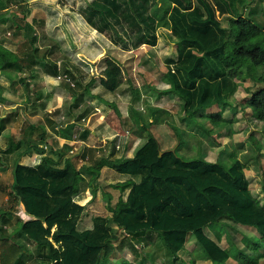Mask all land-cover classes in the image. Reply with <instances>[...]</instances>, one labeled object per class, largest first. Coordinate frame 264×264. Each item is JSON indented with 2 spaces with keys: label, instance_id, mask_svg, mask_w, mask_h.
<instances>
[{
  "label": "trees",
  "instance_id": "obj_1",
  "mask_svg": "<svg viewBox=\"0 0 264 264\" xmlns=\"http://www.w3.org/2000/svg\"><path fill=\"white\" fill-rule=\"evenodd\" d=\"M19 1L0 0V20L8 5ZM245 1L85 0L76 13L96 34H107L108 41L124 51L155 46L161 22L181 44L176 57L165 60L162 79L182 100L187 119L215 105L232 103L243 78L260 84L249 92L245 104L252 118L264 127V27L242 15ZM154 7L162 19L152 13ZM56 15L57 20L61 18L59 12ZM222 16L228 19V29L221 25ZM20 61L12 52H0V70L23 69ZM81 61L90 65L89 71L107 91L114 92L122 85L124 71L110 56L93 65ZM46 119L52 125V119ZM209 120L214 127L231 122L221 112L212 113ZM3 129L0 119V132ZM72 129V124L60 129V137L72 139ZM205 133L210 135L208 130ZM39 136L38 141L45 140L43 134ZM18 148L21 151L12 159L9 198L22 204L29 216L16 235L33 245L37 254L33 257L18 241L0 238V264H109L116 252L118 230L133 238L155 233L172 259L170 264L180 259L189 235L197 241L203 260L227 264L230 250L204 232L214 223L254 228L258 240H251L252 252L257 253L264 241V200L261 203L252 194L246 165L240 159L229 165L203 157L186 160L176 149H162L150 133L132 157L109 161L115 172L139 180L124 200L109 208L110 217L94 216L91 228L79 230L77 224L85 207L74 200L82 176L73 160L56 154L42 157L36 165H26L19 159L27 147L19 141L14 146ZM61 158L62 164L57 165ZM236 253L240 260L246 257L239 248ZM257 257H264V251ZM118 264L132 263L122 260ZM185 264L195 263L191 259Z\"/></svg>",
  "mask_w": 264,
  "mask_h": 264
},
{
  "label": "rangeland",
  "instance_id": "obj_2",
  "mask_svg": "<svg viewBox=\"0 0 264 264\" xmlns=\"http://www.w3.org/2000/svg\"><path fill=\"white\" fill-rule=\"evenodd\" d=\"M84 1L22 0L8 5L5 9V17L0 20V52L3 54L14 53L20 58V66L23 67L20 70L15 68H12L11 71L7 70L5 75L8 77L5 80L0 77V93L3 89H7L5 92L10 94L6 98L3 97L7 102L0 101V118L5 125L10 119L13 120L12 128L8 131L14 138L20 139L21 136L30 134L38 138L40 133L38 129L30 127V125L41 123L42 119L40 116L31 117L33 116L31 113V116L27 118L23 114L24 111L29 112L25 106L30 110L33 109V106L38 108L43 106V110L49 109L50 113L42 114L44 119L51 118L53 124L59 123V127L74 117H77L79 125L85 124L82 117L87 118L95 112L94 107L85 102L86 97L84 100L82 99L83 95L80 90L84 85L89 89H94L98 85V78L89 71L90 65L81 63V59L88 64H97L102 56L98 57L95 62H92V59L96 58L99 51L110 42L107 34L100 35L92 32L83 19L77 15L78 6ZM58 12L61 18L57 20L56 13ZM153 12L157 13L156 16L159 19H162V13L158 12L157 7L153 8ZM241 13L260 27H264V0H246L241 7ZM16 14L17 17H14ZM220 20L221 25L228 29L227 17L222 16ZM159 24L155 46H141L142 48H139L138 51H122L118 47L108 45V48H111L109 49L111 55L126 67L124 81L119 89L123 102L128 107H143L144 114L148 112L146 108L150 106L151 96L158 97L157 91L165 90L161 83L163 73L167 69L165 60L175 58L177 50L181 48V44L171 35L165 25L161 22ZM85 41V47H89L92 53H89L90 51L87 53L84 50L83 42ZM74 48H76L75 51H73ZM76 53H79L77 57ZM31 73L32 76L29 77ZM20 78H23L24 81L22 82ZM92 79L95 81L90 83ZM1 82L4 86H1ZM259 86L260 84L250 80L243 81V78H240L239 88L233 100H230L232 103L225 107L216 105L201 110L190 118L191 120L182 114L181 105L177 102L175 95L161 96V103L163 104L164 99L165 103L172 105L176 116L174 120L166 119L167 126H163L164 131L161 135H157L165 150L176 149L177 153L186 160L204 155L207 161L217 160L229 165L232 161L240 159L246 165L244 172L249 180L251 192L262 203L264 200V127L262 125L259 127L245 104L249 92L256 90ZM98 90L106 89L100 86ZM101 94L103 92L98 93L97 97H100ZM142 94L145 95L143 97L145 102L140 103ZM57 96L63 97L62 107L58 109L54 108ZM115 97L114 94L108 95L106 102L97 101V107L106 110L109 107L107 103L112 102L109 100ZM101 98L103 97L101 96ZM82 100L84 104L78 109ZM9 106L13 107L9 108ZM74 109H77L76 113L73 111ZM215 112H221L231 122L214 127L209 116ZM22 114L24 117H21ZM147 125L151 126L150 123ZM154 126L152 125L151 130H154ZM251 128L253 131H250ZM169 129L172 132V134L170 133L171 138L165 135ZM51 130V132L55 131L54 126L51 127ZM207 130L210 132L209 136L205 133ZM1 141L4 140L1 138ZM171 144L172 148H168ZM12 158L4 159L7 168L1 170L3 175L0 174V238L20 242L33 257H36V248L16 235V230L21 225L24 215L20 204L9 198L11 189L9 169L12 167ZM93 158L92 162H95L96 156ZM61 164L62 158L57 160V165ZM77 166L81 170L85 164L83 165L81 161L77 160ZM111 171L115 177H119V173L112 169ZM120 184L113 178V175L109 174L99 176L95 182L86 176L80 184L79 194L74 197L78 202L87 198L82 218L89 221L97 215L107 217L105 215L109 214V208L116 206L123 196L124 190L121 189ZM221 224L222 222L211 224L204 229V232L209 237H213L220 246L230 250L231 258L227 264H252L253 260L264 251V241L261 242L257 253L252 252L250 248L251 240H258V234L254 228L235 223L234 225L231 222H225V227H222ZM117 232L116 252L111 257L109 264H118L122 260L132 264H170V261L172 262V259L166 254L163 241L155 233L146 234L141 238H133L119 230ZM236 248L244 251L246 257L241 260L235 257L237 256ZM179 256L180 259L174 264H185L191 259L195 264H212L201 258L202 250L192 235L188 236L186 249L181 251ZM28 263L31 262L28 261ZM256 264H264V257H257Z\"/></svg>",
  "mask_w": 264,
  "mask_h": 264
},
{
  "label": "crops",
  "instance_id": "obj_3",
  "mask_svg": "<svg viewBox=\"0 0 264 264\" xmlns=\"http://www.w3.org/2000/svg\"><path fill=\"white\" fill-rule=\"evenodd\" d=\"M87 27L89 28V26ZM89 29L95 33L94 30H92L91 28ZM83 44H84V50L88 53L90 50H89V47H85L86 41L83 42ZM108 45L113 46L111 43L106 44L105 48H102L101 51H99V53L97 54V57L96 58L94 57L92 59V62H95V60L98 59V57L100 56H102V58L105 56H110L111 58L116 60L111 55V52H109V49L111 48H108L109 47ZM138 50L139 48L132 50V51H138ZM79 53L85 55L82 52H79ZM79 53H76V57H77V54ZM89 53H92V50ZM119 64L121 65L122 70L126 71L125 65L123 63L122 64L119 63ZM7 70L11 71V69L0 70L2 71V74H0V77H2V80L3 78L4 80L5 78L7 79L8 76L5 75L7 74L6 72ZM31 76H32V73L30 74L29 77ZM97 83L98 85H96L94 89H89V87L84 85V87L80 90V93H82L83 95L82 99L84 100V98L86 97L85 102L93 106L95 110V112L91 113L87 118L82 117V121H85V124L82 123L81 125H79L80 123L79 121H77V117L76 118L74 117L75 119L74 118L70 119L68 122H65L64 124L60 123L61 124L60 127L58 126L59 123H56V124L54 123L55 125L52 123V125H49V123L46 121V119H44L42 115V114L50 113L51 111L49 109L45 108L43 110L42 109L43 106H40L41 108H38L37 106H33V109L30 110V108L25 106L29 112L26 113L25 111L23 112L22 110L21 112H23V114L27 118L31 116L30 115L31 113L33 114V116L31 117L40 116V118L42 119L41 123H37L34 125L31 124L30 127H34L35 129H38L40 131L39 134H43L45 140L40 142L38 141L40 136L38 135V138H37L33 134L21 136L20 139L17 137L14 138L11 132L8 131V129L12 128L11 123L13 122V120L10 119V121L7 122L6 125L4 124V129L0 132V162L4 163V159L6 158L11 159V157H14V155H16L17 152L21 151V148H18L17 150L14 149L15 144L20 141L22 146L27 147L25 154L22 155L19 159L20 163L33 166V165L38 164L42 157L44 156L53 157L56 154L62 155L63 157L70 158L71 160H73L76 167H78L77 160L81 161L83 165L85 164V166H83L81 170L78 168L81 171V176H82V180L79 183V191H80V184L86 176H88L92 181L95 182L97 181V178L99 176L102 177L105 174H109V175H113V178H115V180L121 183L119 186L121 187L122 190H124L121 200H124L131 185L137 182L139 178L135 176H129V175H123V174H119V177L118 176L115 177L113 172L111 171L112 167L110 166L109 161H111L112 159L121 157V156L132 157L135 150L146 141L150 133H152L157 138V140L160 143L161 148L164 149V147H162L160 140L158 139L157 134L161 135L162 131H164L162 129L163 126H167L166 119L174 120L176 113L173 110V106L165 103L164 99H163V104H162L160 97L161 96L163 97L165 95L168 97L167 94L172 95L173 93L169 91V85L166 84L162 79L161 83L162 85H164L163 89L165 90L157 91L158 97L151 96L150 101L147 98L148 96H146V98L148 99L147 101L150 102V106L146 108L148 112L144 114L143 107L138 108L135 106H131V107L126 106L119 92V89L121 88L122 85L118 89H116L114 92H110L106 90L99 91L98 89L101 85L99 84L98 81ZM1 86H4L2 82H1ZM5 91H7V89L5 90L3 89V91L0 93V101L7 102V100H5L3 97L6 98V96L10 94L8 92L6 93ZM102 92L103 94H101V96L103 98H101V96L97 97V94L102 93ZM17 94H18V91H17ZM113 94H114V97L115 96L116 97L113 98L112 100H109V101H112L111 102L112 104L107 103L109 107L106 110H104L102 107H97V101L104 103L105 100H108V95H113ZM143 97H145V95L142 94L140 103L145 102ZM62 98L63 97H60V96L56 97V105L54 106V108L58 109L62 107ZM176 99H177V102L180 103L181 108H182V100H180L177 96H176ZM83 100L79 103L81 105H79L78 109L81 108V106L84 104ZM12 107L13 106H9V108H12ZM114 108L118 110L120 115L116 113ZM73 111L76 113L77 109H74ZM69 113L71 112L69 111ZM23 114L21 115V117H24ZM182 114L184 115L183 108H182ZM183 115H182V118L184 117ZM92 119L94 120L91 121ZM57 121L59 122L58 119ZM149 123L151 124V126L147 125ZM69 124L73 125V129H72L73 137L72 139H64L60 137L59 130ZM152 125L153 126L155 125L153 127L154 130H151ZM258 125L259 127H262L260 126V124ZM53 126H54L55 131L51 132L52 131L51 127L53 128ZM250 131H253V129L251 128ZM170 133L172 134L171 130L169 129V132H167V134L165 135L171 138L172 135ZM1 138L4 141H1ZM23 138L25 139L23 140ZM170 146H172V144L169 145L168 148H172ZM101 151L104 153H102ZM93 156H96L95 162H92ZM203 158L206 160V157L204 155H203ZM6 168H7V164L5 163L3 165L0 164V174L3 175V173H1V170H4ZM9 170H10V177H11V183H12L11 169ZM79 191L76 195L79 194ZM92 192L94 193L93 189H92ZM86 199L82 200V202L80 201L78 202L75 199L74 200L80 205L85 207V205H87ZM20 206H21V211L23 212V215H24V218L22 220L23 222L29 219V216L25 213L24 207L22 206V204H20ZM114 207H110V208H114ZM105 216L110 217V212L108 215H105ZM82 217L83 215L78 221L77 228L79 230L91 228L92 219L88 221L87 219H83ZM19 228L20 226L17 228V230ZM211 238L214 239L213 237Z\"/></svg>",
  "mask_w": 264,
  "mask_h": 264
}]
</instances>
